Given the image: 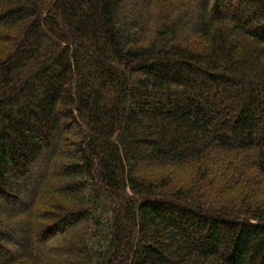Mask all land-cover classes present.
<instances>
[{
	"label": "trees",
	"instance_id": "16d2710c",
	"mask_svg": "<svg viewBox=\"0 0 264 264\" xmlns=\"http://www.w3.org/2000/svg\"><path fill=\"white\" fill-rule=\"evenodd\" d=\"M0 264H264V0H0Z\"/></svg>",
	"mask_w": 264,
	"mask_h": 264
}]
</instances>
